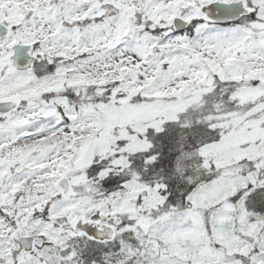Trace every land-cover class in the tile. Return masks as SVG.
Masks as SVG:
<instances>
[{
  "label": "snow or ice",
  "instance_id": "snow-or-ice-1",
  "mask_svg": "<svg viewBox=\"0 0 264 264\" xmlns=\"http://www.w3.org/2000/svg\"><path fill=\"white\" fill-rule=\"evenodd\" d=\"M0 264H264V0H0Z\"/></svg>",
  "mask_w": 264,
  "mask_h": 264
}]
</instances>
